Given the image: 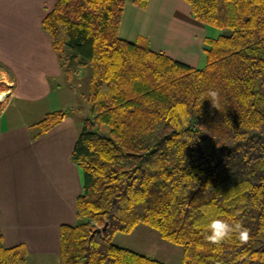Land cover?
I'll return each instance as SVG.
<instances>
[{
	"label": "trees",
	"instance_id": "obj_1",
	"mask_svg": "<svg viewBox=\"0 0 264 264\" xmlns=\"http://www.w3.org/2000/svg\"><path fill=\"white\" fill-rule=\"evenodd\" d=\"M127 1L58 0L42 21L64 71L79 56L92 68L91 116L72 153L83 191L76 223L60 227L57 264H168L113 242L141 224L183 246L185 264H264V0H186L225 30L207 38L204 67L123 38ZM68 113L48 112L33 139ZM214 218L241 222L248 242L210 244ZM0 264H30L26 245L0 233Z\"/></svg>",
	"mask_w": 264,
	"mask_h": 264
},
{
	"label": "crops",
	"instance_id": "obj_2",
	"mask_svg": "<svg viewBox=\"0 0 264 264\" xmlns=\"http://www.w3.org/2000/svg\"><path fill=\"white\" fill-rule=\"evenodd\" d=\"M57 1L0 0V65L13 84L3 106L11 98L22 101L0 115V233L8 246L26 245L30 264L59 262L60 227L76 223V200L83 191L82 170L72 159L82 124L64 93V69L42 25ZM125 10L120 35L134 39L131 22L140 15L151 46L164 52V40L180 39L179 25H188L175 15L191 20L182 0H151L146 7L132 2ZM39 103L41 113L35 108ZM63 109L69 110L66 118L33 139L31 125Z\"/></svg>",
	"mask_w": 264,
	"mask_h": 264
},
{
	"label": "rangeland",
	"instance_id": "obj_3",
	"mask_svg": "<svg viewBox=\"0 0 264 264\" xmlns=\"http://www.w3.org/2000/svg\"><path fill=\"white\" fill-rule=\"evenodd\" d=\"M182 1L184 5H186V13L191 15V20H189L187 16L182 17L180 13L175 15L176 18L183 19L186 23H188V25H179L178 33L181 34L180 39L164 40L168 46L166 53L173 58L186 62L194 67H204L207 63V38H217L220 34L225 32V30L206 24L205 22L196 18L192 14L191 5L186 0ZM127 3L130 5L132 0H128ZM127 9L128 8L126 7V15ZM146 29L147 23H141L140 15H137V18L134 15L133 21L131 22V38L134 39L128 40L134 42H141L143 40V43L146 41L151 45L148 37L146 34H144ZM136 36H140L141 40H136ZM170 37L173 38L174 33H171ZM73 53V50L68 49V54ZM66 67L70 71H64V77L62 80L66 89L64 93L68 100L74 101L73 106L76 108L74 117L77 118L78 122L83 126L84 121L91 116L90 102L87 96L90 89L89 80L92 73V68L88 64L87 59L82 56L70 59ZM5 71V68L0 65V92L4 93L5 97H8L7 95L9 92H11L13 84L10 83L8 81V77L4 75ZM12 99L13 98L9 100L8 107L3 106L4 101L0 102V115L5 110H8V108H10L9 110H15L22 106V101ZM35 106L37 112L41 113V111H43L40 107V103L35 104ZM103 130L105 132L109 131V129L106 127H103ZM113 242L119 246L133 249L139 253L145 254L168 264H185L183 258V246L162 238L156 229L145 224L139 225L132 233L115 234Z\"/></svg>",
	"mask_w": 264,
	"mask_h": 264
},
{
	"label": "clouds",
	"instance_id": "obj_4",
	"mask_svg": "<svg viewBox=\"0 0 264 264\" xmlns=\"http://www.w3.org/2000/svg\"><path fill=\"white\" fill-rule=\"evenodd\" d=\"M205 99L211 102L213 108L219 109L218 91L209 90ZM234 236L239 239L241 244H245L249 240V230L239 221L229 222L225 219L214 218L207 223L205 238L212 245L220 246Z\"/></svg>",
	"mask_w": 264,
	"mask_h": 264
},
{
	"label": "water",
	"instance_id": "obj_5",
	"mask_svg": "<svg viewBox=\"0 0 264 264\" xmlns=\"http://www.w3.org/2000/svg\"><path fill=\"white\" fill-rule=\"evenodd\" d=\"M108 226V222L105 223L103 227H98L96 231L98 232H104Z\"/></svg>",
	"mask_w": 264,
	"mask_h": 264
},
{
	"label": "bare ground",
	"instance_id": "obj_6",
	"mask_svg": "<svg viewBox=\"0 0 264 264\" xmlns=\"http://www.w3.org/2000/svg\"><path fill=\"white\" fill-rule=\"evenodd\" d=\"M4 97H5L4 93L0 92V101H2Z\"/></svg>",
	"mask_w": 264,
	"mask_h": 264
},
{
	"label": "built area",
	"instance_id": "obj_7",
	"mask_svg": "<svg viewBox=\"0 0 264 264\" xmlns=\"http://www.w3.org/2000/svg\"><path fill=\"white\" fill-rule=\"evenodd\" d=\"M5 99H6V97L2 101H5ZM2 101H0V102H2Z\"/></svg>",
	"mask_w": 264,
	"mask_h": 264
}]
</instances>
